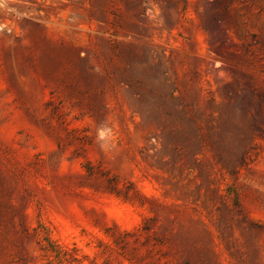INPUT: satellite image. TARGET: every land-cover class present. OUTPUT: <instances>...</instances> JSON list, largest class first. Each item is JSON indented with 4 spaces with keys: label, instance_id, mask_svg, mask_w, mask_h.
Wrapping results in <instances>:
<instances>
[{
    "label": "rangeland",
    "instance_id": "374dc122",
    "mask_svg": "<svg viewBox=\"0 0 264 264\" xmlns=\"http://www.w3.org/2000/svg\"><path fill=\"white\" fill-rule=\"evenodd\" d=\"M0 264H264V0H0Z\"/></svg>",
    "mask_w": 264,
    "mask_h": 264
},
{
    "label": "trees",
    "instance_id": "16d2710c",
    "mask_svg": "<svg viewBox=\"0 0 264 264\" xmlns=\"http://www.w3.org/2000/svg\"><path fill=\"white\" fill-rule=\"evenodd\" d=\"M46 238V240H49V237H45Z\"/></svg>",
    "mask_w": 264,
    "mask_h": 264
}]
</instances>
